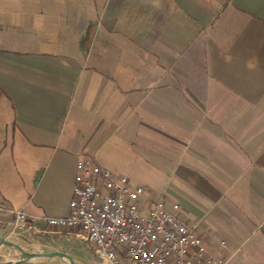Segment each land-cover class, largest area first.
I'll use <instances>...</instances> for the list:
<instances>
[{
  "label": "crops",
  "instance_id": "1",
  "mask_svg": "<svg viewBox=\"0 0 264 264\" xmlns=\"http://www.w3.org/2000/svg\"><path fill=\"white\" fill-rule=\"evenodd\" d=\"M87 157L194 227V264H264V0H0V235L75 258L44 217Z\"/></svg>",
  "mask_w": 264,
  "mask_h": 264
},
{
  "label": "built area",
  "instance_id": "2",
  "mask_svg": "<svg viewBox=\"0 0 264 264\" xmlns=\"http://www.w3.org/2000/svg\"><path fill=\"white\" fill-rule=\"evenodd\" d=\"M145 191L93 158H80L69 214L44 220L74 232L104 264H194L203 251V238L162 199L148 207ZM27 218L24 211H15L17 226L24 227ZM206 262L223 264L224 259Z\"/></svg>",
  "mask_w": 264,
  "mask_h": 264
},
{
  "label": "rangeland",
  "instance_id": "3",
  "mask_svg": "<svg viewBox=\"0 0 264 264\" xmlns=\"http://www.w3.org/2000/svg\"><path fill=\"white\" fill-rule=\"evenodd\" d=\"M109 168V167H108ZM26 225L24 227H20L16 225V222L14 220L13 223V228L16 229H20V228H26L28 227V220L26 221ZM74 233V232H73ZM74 236L76 237V234H74ZM76 241H74L73 243L68 244L69 246H66V248H68L69 250H71L72 252H74L75 254V261L76 264H104L96 255V253L94 252V249L88 244L86 243L83 239L76 237ZM79 240V241H78ZM5 247H9L7 248L8 250L11 251H15V253H20L19 250H16L13 247L10 246H6L3 245ZM17 251V252H16ZM63 251V250H62ZM66 252V251H65ZM69 253V252H67ZM70 254V253H69ZM71 255V254H70ZM66 264H71L68 258H63Z\"/></svg>",
  "mask_w": 264,
  "mask_h": 264
},
{
  "label": "water",
  "instance_id": "4",
  "mask_svg": "<svg viewBox=\"0 0 264 264\" xmlns=\"http://www.w3.org/2000/svg\"><path fill=\"white\" fill-rule=\"evenodd\" d=\"M0 244L13 247L19 250L22 254V259H32L36 257H53V256H61L63 258H68L71 264H76L75 259L72 255L65 251H51V252H28L25 250L23 246L17 243H13L9 240L4 239L3 236L0 235Z\"/></svg>",
  "mask_w": 264,
  "mask_h": 264
}]
</instances>
